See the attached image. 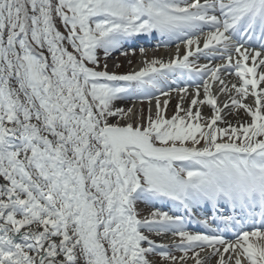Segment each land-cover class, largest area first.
<instances>
[{"label":"snow or ice","instance_id":"1","mask_svg":"<svg viewBox=\"0 0 264 264\" xmlns=\"http://www.w3.org/2000/svg\"><path fill=\"white\" fill-rule=\"evenodd\" d=\"M156 33L180 40L183 56L177 46L176 58L145 60L138 71L117 74L106 63L98 70V50L108 57ZM254 41L259 48L245 47ZM217 53L224 64L190 60ZM185 70L211 82L203 81V99L197 86L171 118L159 97L146 123L131 122L132 108L114 107L133 89L168 97L162 77ZM222 70L239 83L229 86ZM217 81L228 96L223 108L212 92ZM205 104L207 119L198 107ZM229 108L249 121L219 127ZM165 198L188 212L202 200L251 209L252 228L220 217L239 225L233 242L207 218L199 222L214 234L188 231L183 216L159 208L140 218V203ZM142 229L171 232L184 256ZM205 246L217 264H264V0H0V264H153L148 256L158 248L177 264L197 247L195 264H204Z\"/></svg>","mask_w":264,"mask_h":264},{"label":"bare ground","instance_id":"2","mask_svg":"<svg viewBox=\"0 0 264 264\" xmlns=\"http://www.w3.org/2000/svg\"><path fill=\"white\" fill-rule=\"evenodd\" d=\"M145 40H146V38H145ZM159 52H161V51H159ZM173 55H174V52H171L168 55L164 54V56H166V58L165 57L163 58L162 57V53H160L159 57H157L155 59H160V60H163L164 62H167L169 58L177 57V56L173 57ZM146 60H149V57H146ZM105 63L107 64V71H113L115 69V66H116L115 64H112L111 62L108 64L104 60L103 65ZM103 70H104V68H103ZM237 83H239V82H237ZM191 93L194 94V92H191ZM191 93L183 94L184 99L181 102H182V104L187 105V106L186 107L181 106L182 108L187 109L189 107L190 102H191L190 99H189L190 96L192 95ZM180 94H182V93H180ZM215 95H217V104H218V106L223 108V105H224L225 101L228 100V96L225 95V94H222V93L221 94L220 93H216ZM200 99H203V90H201ZM176 100H177V97L174 100V98H172V96H171V101L170 102L177 104ZM187 101H188V103H185ZM246 102L249 103V104H252V98L249 97L246 100ZM114 107L127 109V108H129V105L124 103V102L122 103V101L120 102L119 99H118V100L114 101ZM161 107H162V109L164 108L163 105ZM198 107H200V110H201V113H202V117H204L205 119L211 117V115H212L211 106L205 104V105H198ZM241 110L242 109H232V108L225 109L222 112V115L224 116V121L225 122H218V126L219 127H221V126H223V127L226 126L227 127V122H230L233 126H239L240 123H244L246 121H249L250 118L247 116V114L244 111H241ZM155 111H156V109H155V106H154V112ZM193 111H195V108H193ZM181 113H182L181 115L184 114L183 112H181ZM118 118H120V117H112V118H110V121H112V123H114V121L116 122ZM132 118L133 117H131V122L133 120ZM127 122H129V119H128V121L122 120L121 124H124V123H127ZM133 122H134L133 124L136 123L135 120H133ZM145 122H146L145 120L138 121V123H145ZM201 122L203 123V122H205V120H202ZM154 240H157V238H154ZM157 242L158 241H155V243H157ZM144 246L147 247L148 245H144ZM201 258L204 260V257H201ZM190 263L191 264H195V261H192ZM177 264H187V263L186 262H177Z\"/></svg>","mask_w":264,"mask_h":264},{"label":"rangeland","instance_id":"3","mask_svg":"<svg viewBox=\"0 0 264 264\" xmlns=\"http://www.w3.org/2000/svg\"><path fill=\"white\" fill-rule=\"evenodd\" d=\"M58 27H59V22H58ZM60 30L61 31H65L62 27H60ZM69 50L71 51V48L69 47ZM98 54H99V56H98V59H99V68H98V70H103V65H102V54L100 53V52H98ZM110 61H113V60H110ZM117 60H115L114 62H112L113 64H115L116 66L115 67H117V65H119L118 67H117V70L115 71V72H118V71H120V72H125V71H129L130 70V68H129V65L128 64H126V63H124V61L123 60H120V61H118V62H116ZM89 67H93V65H91V64H89L88 65ZM178 103H180V104H182L180 101L178 102ZM183 106H186V105H184L183 104ZM149 108H151V106L150 107H148V108H146L144 111H146V113H145V116L147 117L148 115H149V113L147 112V111H149ZM148 109V110H147ZM175 112H176V107H175V110H174V112L171 114V112L170 113H165L164 115H165V117H167V118H170V116H172V115H174L175 114ZM180 114H182V113H180ZM121 118H125V117H121ZM153 118H155V115L153 116ZM120 120H122V119H120ZM139 120V119H138ZM145 120H147V118L145 119ZM110 123L112 122V121H109ZM120 122V121H119ZM136 123H137V120H136ZM135 123V124H136ZM221 127H223V126H221ZM224 127H226V126H224ZM225 140H226V138H225ZM145 217V215H143L142 216V219ZM143 230V229H142ZM145 234L146 235H148L149 237L151 236V235H154L152 232H149V231H145ZM175 249V248H174ZM169 254L170 255H172V256H176L177 258H179V257H181V256H184V255H181V254H174V253H172V252H169ZM149 259L153 262V264H169V262H171V261H165V260H162L161 259V257L160 256H158L157 254H152L151 256H149ZM193 259V257L192 256H189V255H187V258H186V260L185 261H189V260H192ZM178 262V261H177ZM170 264H172V263H170Z\"/></svg>","mask_w":264,"mask_h":264}]
</instances>
